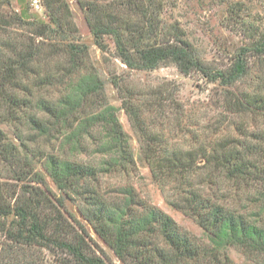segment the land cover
Wrapping results in <instances>:
<instances>
[{
	"label": "trees",
	"instance_id": "obj_1",
	"mask_svg": "<svg viewBox=\"0 0 264 264\" xmlns=\"http://www.w3.org/2000/svg\"><path fill=\"white\" fill-rule=\"evenodd\" d=\"M11 1L0 0V119L43 138L48 151L39 152V161L62 198L53 201L41 173L31 176L38 187L24 183L32 172L29 136L16 129L8 139L0 128V180L22 184L0 181V264H110L64 200L75 204L118 264H236L228 255L232 248L241 252V264H264V32L251 25L254 34L229 66L212 69L184 32L163 20L166 0H76L102 52L107 38L127 69L171 64L183 75L199 73L217 84L222 111L235 117L218 138L201 137L195 128L193 144L178 147L152 125L160 107L155 101L142 109L136 99H122L153 182L170 190L166 202L199 228L201 237H195L120 186L135 167L133 153L118 109L90 100L103 84L86 60L67 2L41 0L39 16L30 13L31 0H14L17 13L2 10ZM234 6L228 19L246 22ZM12 27L25 34L7 35ZM244 81L249 85L239 87ZM58 83L66 84L59 99L38 94ZM114 178L117 185L108 187ZM203 184L213 192L229 185L221 197L231 204Z\"/></svg>",
	"mask_w": 264,
	"mask_h": 264
},
{
	"label": "rangeland",
	"instance_id": "obj_2",
	"mask_svg": "<svg viewBox=\"0 0 264 264\" xmlns=\"http://www.w3.org/2000/svg\"><path fill=\"white\" fill-rule=\"evenodd\" d=\"M65 1L72 13V19L78 31V41L87 47L86 60H88L93 72L96 73L99 81L103 84L101 89L94 91L95 93L92 94L90 100L94 104L96 102L107 103L118 109L116 115L123 131L128 136L135 167L133 171L129 172V175H124L119 180L120 186L125 185L131 188L139 200L141 199L161 209L189 235L201 237L199 228L180 212L173 210L166 202L171 195L170 190L162 191L153 182L149 169L140 156L138 139L130 119L124 110L120 108L123 98H130L131 103H134L136 99V103L142 109L143 103L146 105L147 100L155 101V105L160 106L156 107L159 109L160 114L156 112L155 121L151 122L152 125H157L155 130H160L168 143L178 147H187L190 143L193 144L192 138L194 136L190 134V131H194L195 128L199 130L201 137L208 136L216 139L220 132L233 126L235 117L225 114L220 106V88L217 84L207 82L199 73L191 72L189 75H183L171 64L160 66L151 71L127 69L115 57L114 47L110 40L105 39L106 52H102L93 43L85 14L77 1ZM234 5H237V14L243 15L247 19L246 22L228 19L227 9L230 6L235 7ZM19 7V3L12 0L9 7H4L2 10L17 13ZM29 9L30 13L42 15L41 6L38 10H35L29 4ZM162 18L167 24L175 25L184 32L205 65L212 69L223 70L229 66L234 51L249 43L251 35L254 34V29L249 28L251 25L264 32V0H166ZM6 33L7 35L16 36L25 34L24 29L14 27L7 29ZM249 83L244 81L239 83V87L245 88ZM65 86V83H58L56 86L40 88L38 94L51 101L59 99ZM96 94L99 95L98 99ZM162 110H164V114ZM20 126L18 121L2 123L0 119V128L4 130L8 139H13L16 129H20L25 135L29 136L30 141L26 145L36 154L30 156V150L25 151L26 157H30L29 163H31L32 172L29 169L31 175L24 183L38 187L37 183L32 181V174L41 173L47 188L41 186L40 188L42 190L48 189L52 194L53 201L62 198L60 192L51 182L50 177L44 172L42 160L39 161V152L48 151L47 144L44 143L41 137L34 136L35 138H32L31 132ZM0 181L7 183L6 185L15 183L17 188L22 185L7 177L2 178ZM104 181H107V179L104 178ZM108 183V187L116 186L118 179H109ZM205 186H202L201 189L206 190ZM228 186H220L221 190L217 191L219 193L208 190V188L206 191L214 198L223 201V203L231 204L230 201L221 197L222 194L227 195L225 190ZM64 207L66 212H69L83 223L82 225L90 238L95 241L110 264H118L112 252L96 238L90 226L78 216L75 204L69 200H64ZM236 207L238 206L236 205ZM228 255L236 264L244 262L241 252L235 248L229 249Z\"/></svg>",
	"mask_w": 264,
	"mask_h": 264
},
{
	"label": "built area",
	"instance_id": "obj_3",
	"mask_svg": "<svg viewBox=\"0 0 264 264\" xmlns=\"http://www.w3.org/2000/svg\"><path fill=\"white\" fill-rule=\"evenodd\" d=\"M30 2H31L30 5L35 10H38L40 8V0H31Z\"/></svg>",
	"mask_w": 264,
	"mask_h": 264
}]
</instances>
